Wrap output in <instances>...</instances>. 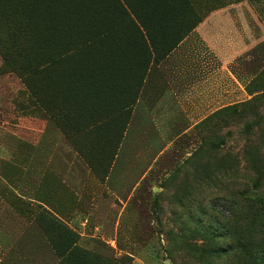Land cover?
Wrapping results in <instances>:
<instances>
[{
	"label": "rangeland",
	"instance_id": "rangeland-1",
	"mask_svg": "<svg viewBox=\"0 0 264 264\" xmlns=\"http://www.w3.org/2000/svg\"><path fill=\"white\" fill-rule=\"evenodd\" d=\"M7 1L0 0V264H258L237 248L234 232L252 220L245 199L264 196V0H210L212 9L238 4L232 10L257 36L231 65L241 99L193 125L144 114L151 62L115 70L111 54L110 77L100 76L85 58L99 43L82 25L51 42L49 17L12 18ZM121 2L132 17L145 14L146 0ZM87 13L81 22L90 30ZM111 16L112 44L122 32L130 43L131 25ZM72 63L89 68L72 76Z\"/></svg>",
	"mask_w": 264,
	"mask_h": 264
},
{
	"label": "crops",
	"instance_id": "crops-1",
	"mask_svg": "<svg viewBox=\"0 0 264 264\" xmlns=\"http://www.w3.org/2000/svg\"><path fill=\"white\" fill-rule=\"evenodd\" d=\"M232 6L239 5L224 1L212 9L210 0H153V16L143 8L140 26L147 41L140 45L151 64L139 105L147 117L193 125L241 99L243 85L231 65L244 41L257 34Z\"/></svg>",
	"mask_w": 264,
	"mask_h": 264
},
{
	"label": "trees",
	"instance_id": "trees-1",
	"mask_svg": "<svg viewBox=\"0 0 264 264\" xmlns=\"http://www.w3.org/2000/svg\"><path fill=\"white\" fill-rule=\"evenodd\" d=\"M147 1L148 3L143 2L144 7H152L153 0ZM88 3H90V6L87 8L85 7V0H8L5 4L6 6L4 4L3 6L6 8L7 16L15 18L18 15H22L28 19L29 23H33V20H42L49 17L47 29L49 30L51 42L56 39H58L59 42L62 38L67 36L71 37L74 34L71 32H78L80 25H82L84 31L81 34L91 35L93 38H91L92 44L95 38L97 43H99L98 52L92 54L91 57L88 56L85 58H88V61L89 59L91 60L93 69H97V74L100 76L110 77L107 72L110 70L107 65V59L111 58H109L111 54H117V57L111 58L112 60H117L118 66L114 68L118 69L115 70H122L119 68V63L121 62L126 65V62H131L133 60L142 61L146 56V52L145 48L140 45V43L143 40L147 41V38L140 26L141 18H139L138 15H136L135 18L132 17L129 13L130 11L126 8L122 7V9H120L119 5H123L121 0H90ZM113 3L116 4L114 5ZM14 9L19 10V12ZM148 11H150V15L153 16L150 8ZM85 12L90 14V23L89 16H87L86 22V24L90 26V30L81 22ZM113 12H115L116 25L119 21L128 22V24L131 25L130 33L126 35L127 38H130V43L128 42L129 39H122V36H124L122 32L119 33V40H115L112 44L111 38L113 35L117 38V34L112 28L111 14ZM131 12L133 11L131 10ZM11 36L16 38L14 32L9 34V38ZM111 47H113L115 51H112ZM83 55L84 54H82V56ZM81 63L71 64L68 70L72 76L73 74L79 76L81 70L84 72L85 68H89V65H81ZM111 76L118 77L117 74H111ZM245 200L247 201V205H244L243 209L246 211L248 210L252 220L248 218L243 219L241 228L239 227V232H234L237 235L236 245L239 250L247 254L246 257L253 259L255 262L258 259V264H264V196L258 195L254 198ZM255 236L260 237L258 241ZM233 239L235 240V238ZM72 245L73 242H71L68 247H72ZM257 246L258 254L256 255L253 249ZM245 264H250V262L245 261Z\"/></svg>",
	"mask_w": 264,
	"mask_h": 264
}]
</instances>
